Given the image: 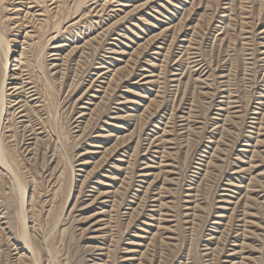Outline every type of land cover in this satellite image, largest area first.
Wrapping results in <instances>:
<instances>
[{"label":"rangeland","instance_id":"374dc122","mask_svg":"<svg viewBox=\"0 0 264 264\" xmlns=\"http://www.w3.org/2000/svg\"><path fill=\"white\" fill-rule=\"evenodd\" d=\"M0 97V264H264V0H0Z\"/></svg>","mask_w":264,"mask_h":264},{"label":"bare ground","instance_id":"6f19581e","mask_svg":"<svg viewBox=\"0 0 264 264\" xmlns=\"http://www.w3.org/2000/svg\"><path fill=\"white\" fill-rule=\"evenodd\" d=\"M23 52V51H22ZM10 53V52H9ZM9 53H8V55H9ZM8 55H7V59H6V65H7V63H8ZM6 72V71H5ZM5 76V75H4ZM7 76V75H6ZM2 77V76H1ZM4 81V80H3ZM4 88V82H3V84H2V89ZM32 88V87H31ZM2 91V90H1ZM3 109H4V107H3V104H2V98L0 97V118H1V115H2V113H3ZM4 114V113H3ZM6 114V113H5ZM4 114V115H5ZM4 132V131H3ZM14 136V135H13ZM0 148H1V146H0ZM0 154H1V149H0ZM2 156V158H3V155H1ZM1 159V158H0ZM1 165V164H0ZM9 166H11V165H9ZM23 190V189H22ZM25 239H26V245H28L29 246V241L27 240V238H26V236H25Z\"/></svg>","mask_w":264,"mask_h":264}]
</instances>
